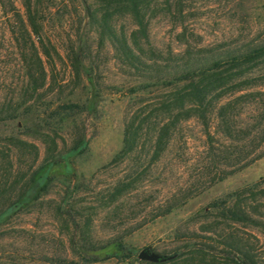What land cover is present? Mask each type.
<instances>
[{
  "label": "rangeland",
  "instance_id": "obj_1",
  "mask_svg": "<svg viewBox=\"0 0 264 264\" xmlns=\"http://www.w3.org/2000/svg\"><path fill=\"white\" fill-rule=\"evenodd\" d=\"M31 3L30 16L27 0H0V109L23 115L0 122V211L51 158L82 139L88 149L69 169L55 168L47 191L0 227V264H153L139 259L148 247L185 254L168 264H231L235 242L264 264V64L221 103L238 99L233 141L214 112L207 125L181 122L155 153L176 62L188 51L202 57L264 42V0H153L146 36L124 0ZM124 43L142 65L126 58ZM35 51L47 75L37 92ZM132 122L143 129L124 155ZM242 157L250 164L240 169ZM237 205L252 221L224 215ZM115 243L132 257H109ZM201 250L205 262L192 254Z\"/></svg>",
  "mask_w": 264,
  "mask_h": 264
},
{
  "label": "trees",
  "instance_id": "obj_2",
  "mask_svg": "<svg viewBox=\"0 0 264 264\" xmlns=\"http://www.w3.org/2000/svg\"><path fill=\"white\" fill-rule=\"evenodd\" d=\"M28 1V9L30 16L31 1ZM153 0H124L125 5L128 6L129 11L133 13L134 17L139 23L138 34L142 36L147 35V24L145 23L146 8L150 7ZM168 5L171 0H164ZM33 19V18H32ZM32 32L39 35V30L32 20ZM31 37V36H30ZM123 51L127 59L142 65L140 58L135 55L133 49L128 43L123 44ZM205 52V51H204ZM208 53H212L207 55ZM35 59L38 68H31L30 82L32 83V91L37 92L43 85L40 82L46 81V72L43 67V61L39 53L35 51ZM202 57L192 55L188 51V55L182 60L176 62V72L170 79L169 86L171 87L170 94L164 99L160 111H165L169 116V121L159 126L156 134L155 153L156 157H160L165 151L171 139L173 131L183 121H188L192 118L201 120L204 125L209 122V115L217 112V118L223 128L226 138L233 141L237 136V131L234 124L235 119V104L238 99L221 105L229 97L235 96L244 85H249V73L254 71L259 65L264 64V42L258 44H251L247 46H239L234 48H227L220 53L208 51ZM206 55V56H204ZM161 82L163 86V78H155ZM41 83V84H40ZM19 109H12L5 107L0 109V122L6 120H14L18 116ZM26 112V111H25ZM27 115V114H26ZM143 126L135 122L128 125L125 137V148L123 154H130L137 147L140 140V130ZM239 133H241L239 131ZM238 133V134H239ZM88 149V142L85 139L80 140L69 149L65 154L51 158L47 163L37 169L28 180L27 188L19 195V197L11 202L7 207L0 211V227L6 224L14 216L22 213L32 203L39 199L40 195L47 191L53 181V173L55 168L64 166L69 169L70 159L83 155ZM242 153V152H241ZM226 158L229 155L225 154ZM245 157L238 159L235 166L246 167L248 164H243ZM236 222L252 221V216L243 206L237 205L232 209H228L224 214ZM233 250V257L227 256L231 264H263L260 260L244 245L235 242L229 246ZM204 251L192 252L201 257L199 262H205L207 255ZM133 255V250L126 247L123 243H115L108 254L112 258L130 259ZM167 256V255H165ZM185 254H175L167 256L169 259L164 263L168 264L181 261ZM186 262H196L195 259H187Z\"/></svg>",
  "mask_w": 264,
  "mask_h": 264
},
{
  "label": "water",
  "instance_id": "obj_3",
  "mask_svg": "<svg viewBox=\"0 0 264 264\" xmlns=\"http://www.w3.org/2000/svg\"><path fill=\"white\" fill-rule=\"evenodd\" d=\"M139 259L144 262L159 264L166 262L169 258L161 253L154 251L151 247H148L140 252Z\"/></svg>",
  "mask_w": 264,
  "mask_h": 264
}]
</instances>
